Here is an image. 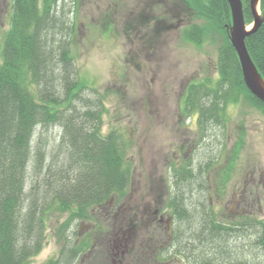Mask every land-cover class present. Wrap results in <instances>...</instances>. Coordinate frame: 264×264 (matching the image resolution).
Wrapping results in <instances>:
<instances>
[{
    "label": "trees",
    "instance_id": "16d2710c",
    "mask_svg": "<svg viewBox=\"0 0 264 264\" xmlns=\"http://www.w3.org/2000/svg\"><path fill=\"white\" fill-rule=\"evenodd\" d=\"M182 1L190 15L203 21L184 26L180 39L198 48L217 39L219 43L217 77L187 84L179 104L184 119L197 116L203 130L198 141H203L220 120L226 122L227 105L243 101L264 113V103L243 83L228 39L227 0ZM248 1L242 0L247 24L252 20ZM9 2L8 29L0 43V264H28L42 248L47 222L52 235L65 240L53 264H72L78 251L66 249L75 245L68 243L70 225L89 218L91 210L112 195L125 194L133 139L117 128L102 133L109 91H98L77 69L75 2ZM260 9L264 18V0ZM109 28L106 22V35ZM245 45L264 79V24L245 38ZM57 127L61 134L55 144ZM242 136L243 132L234 142L227 169L240 152ZM211 162H219L218 157L205 162L173 159L169 164L166 206L178 220L176 246L186 253L189 264H264V219L246 215L235 221L217 220L199 208L204 207L201 203L191 201L203 163ZM224 175L222 183L226 170ZM182 183L187 192L177 188Z\"/></svg>",
    "mask_w": 264,
    "mask_h": 264
},
{
    "label": "rangeland",
    "instance_id": "374dc122",
    "mask_svg": "<svg viewBox=\"0 0 264 264\" xmlns=\"http://www.w3.org/2000/svg\"><path fill=\"white\" fill-rule=\"evenodd\" d=\"M73 1L78 24L77 69L98 91H109L104 101L108 112L103 115L102 133L117 128L133 139L128 153L133 166L127 192L122 201L108 204L111 209L116 208L110 212L112 216L125 214L123 218L114 221L111 216L113 227L107 228L104 212L96 210L95 218L72 221V234L80 224V234L85 237L90 235V229L100 230L99 240H94L97 245L89 247L92 254L85 264H109V252L111 264H121L124 257L128 264H146L145 257L154 253L149 240L166 239L164 228L171 215L164 207L170 191L166 178L169 164L184 155L192 160L198 158L199 162L215 157L219 160L211 162V166L203 163L202 178L195 183L198 190L191 201L201 203L204 207L199 206L200 209L223 221L246 215L264 219V113L243 101L229 104L225 108L226 122L220 120L198 144L203 130L195 118L184 121L179 110L187 84L206 76L217 77L218 39L202 48L180 39L184 26L203 19L190 15L182 0H69ZM4 2L0 1V5ZM257 10L261 11L258 6ZM68 17L71 19L72 15ZM1 19L3 16L0 23ZM106 22L110 23L109 35L105 33ZM87 94L93 96L91 90ZM53 131L57 144L60 129ZM241 132L240 152L227 169ZM225 170L228 177L222 183ZM182 186L183 183L177 188L187 192L188 188ZM172 187L176 189L174 182ZM154 212L161 213L164 221L147 220ZM96 219L103 225H96ZM177 221L174 218V228ZM45 225L42 248L28 264H44L57 255L62 245L52 235L49 222ZM116 227L119 229L115 232ZM107 238H114L118 249L106 251ZM164 249V253H171L169 260L184 257L177 256L176 249L171 250L168 244ZM125 258L122 264H126ZM173 261L181 264V260Z\"/></svg>",
    "mask_w": 264,
    "mask_h": 264
},
{
    "label": "water",
    "instance_id": "95a60500",
    "mask_svg": "<svg viewBox=\"0 0 264 264\" xmlns=\"http://www.w3.org/2000/svg\"><path fill=\"white\" fill-rule=\"evenodd\" d=\"M227 2L231 16V22L228 26L229 41L236 51L243 81L250 92L264 102V80L258 73L245 45V38L255 32L263 23L262 13L257 10L259 0L249 1L253 19L250 28H247L245 23L242 1L227 0Z\"/></svg>",
    "mask_w": 264,
    "mask_h": 264
},
{
    "label": "flooded vegetation",
    "instance_id": "af4514ba",
    "mask_svg": "<svg viewBox=\"0 0 264 264\" xmlns=\"http://www.w3.org/2000/svg\"><path fill=\"white\" fill-rule=\"evenodd\" d=\"M1 2H4L5 0H0ZM7 7V8H6ZM6 8V9H5ZM7 10H8V0L6 1V2H4V3H2L1 5H0V18L3 16V19H1L2 20V23H0V36H1V33H2V31H3V29H4V27H5V23H6V16H7ZM3 14V15H2ZM2 15V16H1ZM4 26V27H3ZM113 202V201H112ZM111 208H112V205H109L108 207H107V209L108 210H111ZM118 209H119V207H117ZM157 218H158V220L159 221H164V216L161 214V213H159L158 212V214H157V212H154L153 213V215L151 216V215H149V217L147 218V220H152V222H155L156 220H157ZM169 220H171L170 218H168L167 220H166V226H165V235H166V239L165 240H162V239H158V240H156V241H154L153 239L151 240H149V242L152 244L151 246L153 247V249H154V253L153 254H151L150 255V253L145 257L146 259H148V261L146 262V264H167V260H164V256H165V254H164V245L165 244H167V242H168V240L170 241V239H171V235H170V233H169ZM128 227L130 226V224H128L127 225ZM83 229V225H80V232H81V230ZM130 228H128L127 230H126V232L129 230ZM170 235V236H169ZM124 239V242H126V238H123ZM115 239H113V241H114ZM121 241V240H120ZM157 243H158V245H157ZM151 246H149L148 247V249L150 250L151 249ZM113 248H116V249H118V246H114ZM112 248V249H113ZM125 248H126V245H125ZM112 249H110V251L112 250ZM161 252L163 253V255L161 254ZM92 254V250H90L89 252H88V254L86 253V254H83L82 255V257H81V262H80V264H85V263H88L87 261H86V259L88 258V255L90 256ZM115 254H117V252L115 253ZM122 255V254H121ZM123 256V255H122ZM108 257V256H107ZM109 261H110V263L109 264H111V261L113 260L112 259V256H111V252H109ZM125 258V257H124ZM123 258V259H124ZM123 259H121L120 260V262H121V264L123 263ZM149 259H152L153 260V263H150L149 262ZM125 263L126 264H128L127 262H126V258H125Z\"/></svg>",
    "mask_w": 264,
    "mask_h": 264
},
{
    "label": "bare ground",
    "instance_id": "6f19581e",
    "mask_svg": "<svg viewBox=\"0 0 264 264\" xmlns=\"http://www.w3.org/2000/svg\"><path fill=\"white\" fill-rule=\"evenodd\" d=\"M247 28H250L249 26Z\"/></svg>",
    "mask_w": 264,
    "mask_h": 264
}]
</instances>
